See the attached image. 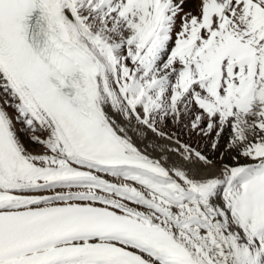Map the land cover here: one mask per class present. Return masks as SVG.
I'll list each match as a JSON object with an SVG mask.
<instances>
[{
	"label": "snow or ice",
	"instance_id": "6c2138e0",
	"mask_svg": "<svg viewBox=\"0 0 264 264\" xmlns=\"http://www.w3.org/2000/svg\"><path fill=\"white\" fill-rule=\"evenodd\" d=\"M0 264H264V0H0Z\"/></svg>",
	"mask_w": 264,
	"mask_h": 264
}]
</instances>
